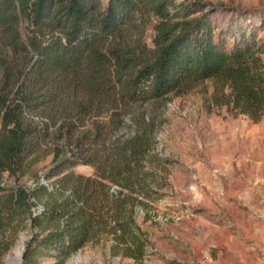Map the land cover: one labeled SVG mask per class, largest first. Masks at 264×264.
<instances>
[{
  "label": "trees",
  "instance_id": "1",
  "mask_svg": "<svg viewBox=\"0 0 264 264\" xmlns=\"http://www.w3.org/2000/svg\"><path fill=\"white\" fill-rule=\"evenodd\" d=\"M212 9L200 0H0V48L25 57L10 83L13 97L0 94V177L22 171L52 125L72 133L75 119L99 107L93 101L102 97L110 101L118 94L124 103L159 98L213 77L219 82L215 101L257 120L264 108V42L251 31L230 35L218 28ZM150 15V44L126 35ZM75 90L90 96L72 98L69 116L63 100ZM33 114L41 118L32 120ZM81 141L75 139L70 157L56 160L53 154L42 173L43 179L56 176L49 183L35 174L28 188L11 189L0 203L10 216L24 211L37 230L25 242L20 264H48L39 261L47 252L59 262L83 244L100 195L115 208L148 195L144 182L152 173L143 169L149 150L144 133L133 132L103 166ZM76 163L94 165L98 176L66 171ZM102 179L118 188L108 192ZM40 198L33 209L31 199Z\"/></svg>",
  "mask_w": 264,
  "mask_h": 264
},
{
  "label": "rangeland",
  "instance_id": "2",
  "mask_svg": "<svg viewBox=\"0 0 264 264\" xmlns=\"http://www.w3.org/2000/svg\"><path fill=\"white\" fill-rule=\"evenodd\" d=\"M200 1L204 9L213 6L209 16L218 28L230 35L251 31L264 42V0ZM136 22L137 27H128L126 35L131 39L140 35L150 44L153 16ZM260 55L264 61V51ZM24 58L0 48V94H7L8 99L13 97L10 83L18 76ZM218 85L215 78L208 77L178 92L127 103L121 102L118 94L115 98L112 94L110 101L100 94L102 98L93 101L99 107L93 106L76 118L72 133L52 125L40 148L27 157L22 171L15 175L3 172L0 203L11 189L28 188L35 174L42 177L55 152L56 160L70 157L76 138L82 139V147L96 151L103 166L105 159L117 158L114 150L133 132L147 137L149 150L143 169L152 173L144 182L148 195L140 196L137 202L129 197V203L115 208L99 194L95 221L84 243L59 262L50 252L39 261L264 264V108L258 119L252 120L214 100ZM87 93H67L63 112L72 116V98L82 101L90 96ZM40 118L33 114L31 119ZM66 171L98 176L90 164L76 163ZM55 177L44 179L49 183ZM105 182L108 192L118 188ZM30 202L35 209L42 199ZM2 207L0 204V264H20L24 244L37 230L28 224L24 211L10 216Z\"/></svg>",
  "mask_w": 264,
  "mask_h": 264
},
{
  "label": "built area",
  "instance_id": "3",
  "mask_svg": "<svg viewBox=\"0 0 264 264\" xmlns=\"http://www.w3.org/2000/svg\"><path fill=\"white\" fill-rule=\"evenodd\" d=\"M41 181L45 182V180L41 177Z\"/></svg>",
  "mask_w": 264,
  "mask_h": 264
}]
</instances>
